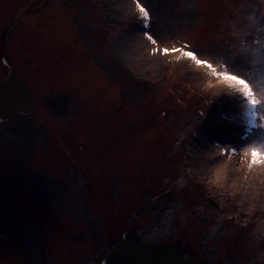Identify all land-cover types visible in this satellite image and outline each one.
Segmentation results:
<instances>
[{
	"label": "rangeland",
	"instance_id": "374dc122",
	"mask_svg": "<svg viewBox=\"0 0 264 264\" xmlns=\"http://www.w3.org/2000/svg\"><path fill=\"white\" fill-rule=\"evenodd\" d=\"M141 3L150 22L136 0H0L1 46L39 107L0 128V171L35 203L22 209L32 222L44 219L15 226L13 255L101 264L127 232L221 264H264V164L249 152L264 151V104L163 52L191 44L264 101V0Z\"/></svg>",
	"mask_w": 264,
	"mask_h": 264
},
{
	"label": "water",
	"instance_id": "95a60500",
	"mask_svg": "<svg viewBox=\"0 0 264 264\" xmlns=\"http://www.w3.org/2000/svg\"><path fill=\"white\" fill-rule=\"evenodd\" d=\"M6 62V61H5ZM9 74L0 79V122L18 114L36 111L29 83L6 62ZM101 264H221L206 258L187 255L185 245L178 241L150 242L140 235L125 232L106 254Z\"/></svg>",
	"mask_w": 264,
	"mask_h": 264
},
{
	"label": "flooded vegetation",
	"instance_id": "af4514ba",
	"mask_svg": "<svg viewBox=\"0 0 264 264\" xmlns=\"http://www.w3.org/2000/svg\"><path fill=\"white\" fill-rule=\"evenodd\" d=\"M0 39H1V37H0ZM2 40H4V39H2ZM6 43H7V41L5 40V44ZM5 61L8 62L16 72L18 71V69H17L18 65L15 61L14 56L7 51L5 46H1V42H0V63H2V68L7 71V74L4 77L0 76V79H5L9 73V67ZM18 73H19V71H18ZM20 75L23 76L22 74H20ZM33 99H34V104L38 110L39 107H38L37 102H36L35 93H33ZM37 110L34 113H36ZM19 115H23V114H19ZM19 115H17V116H19ZM17 116H15V117H17ZM23 116H27V115H23ZM15 117H13V118H15ZM13 118H11L9 121H11ZM38 120L41 124L47 125L48 120H46V118L42 117V115H38ZM9 121L0 122V128H1V126L7 124ZM54 128L52 125V127H51L52 132L50 131L49 133L54 134L56 140L61 139L60 136H57V134L55 133ZM1 152H2V147L0 144V163H1ZM4 163H8V161L4 162ZM35 163H36V161H35ZM35 163L31 162V164H34V167H36ZM0 168H1V165H0ZM33 177L37 179V177H39V176L37 174L36 177L35 176H33ZM41 178H42V176H41ZM12 183H13L12 179L9 177V175L6 176V175L2 174V172L0 171V253H5V254L9 253L8 260L4 261V262L0 261V264H20V260L18 259V257L13 255V250L17 244V241L15 240V232L16 233L18 232L15 226H24V223H26V222L30 223L31 225L37 224L39 226L38 223L42 224V220H44L42 217L39 216V222L38 223L35 224V222H32V219L22 209L24 208V205H26L29 209H32V207H34L35 203L32 202L30 198L28 199V197L24 193L14 191L13 188H14L15 182L13 185H12ZM10 187H11V189H10ZM37 195H39V194H37ZM17 197H22V199H23V202L21 204L22 207L20 206V203L18 201H16ZM25 219H28V221H26ZM23 221H24V223H23ZM17 235L19 236L20 234L17 233ZM14 253L17 254L15 251H14Z\"/></svg>",
	"mask_w": 264,
	"mask_h": 264
},
{
	"label": "snow or ice",
	"instance_id": "6c2138e0",
	"mask_svg": "<svg viewBox=\"0 0 264 264\" xmlns=\"http://www.w3.org/2000/svg\"><path fill=\"white\" fill-rule=\"evenodd\" d=\"M136 7L138 8L139 13L141 14L142 20L150 22V12L147 8L143 6L141 0H136ZM145 36L147 40L152 43V45H158V40L154 38V36L150 32H145ZM163 52L165 53V55L169 53H183V57L189 60L199 61V67L208 69L212 73V75L222 83L237 88L239 92H241L247 98V101L251 105L256 106L258 104H264V101H261L257 98L255 92L253 91L249 82L245 78L234 72L227 71L226 68L224 70L218 69L208 59H201L199 51L193 48L191 44L181 45L180 47L164 48ZM249 152L251 156V165L264 164V151L253 147L249 150Z\"/></svg>",
	"mask_w": 264,
	"mask_h": 264
},
{
	"label": "bare ground",
	"instance_id": "6f19581e",
	"mask_svg": "<svg viewBox=\"0 0 264 264\" xmlns=\"http://www.w3.org/2000/svg\"><path fill=\"white\" fill-rule=\"evenodd\" d=\"M127 36H129V35H127ZM124 38V36L123 37H121L120 39H123Z\"/></svg>",
	"mask_w": 264,
	"mask_h": 264
}]
</instances>
